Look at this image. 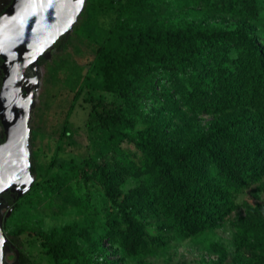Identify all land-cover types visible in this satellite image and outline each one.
<instances>
[{
	"label": "trees",
	"instance_id": "trees-1",
	"mask_svg": "<svg viewBox=\"0 0 264 264\" xmlns=\"http://www.w3.org/2000/svg\"><path fill=\"white\" fill-rule=\"evenodd\" d=\"M196 1L250 21L264 17V0ZM164 2L125 0L113 29L97 48L94 63L101 88L121 102L97 112L107 131L102 153H111L113 163L84 160L93 173L84 169L80 177L85 183L94 178L102 185L111 209L106 236L131 256L144 255L164 242L161 235L145 231L144 215H161L184 236L202 232L215 227L233 209L235 192L260 180L264 173V27L220 29L185 23L164 28L156 21L144 26L128 24L127 15L156 12ZM162 73L169 83L159 84L158 90L155 84ZM146 95L160 102L157 111L144 109ZM175 98L193 114H231L179 142V131H167L156 115L171 109ZM125 141L143 152L141 164L120 149ZM55 164L68 167L67 162L56 160L50 166ZM31 172H36L32 162ZM127 176L139 182L122 191L120 180ZM235 225L242 242L252 239L247 244V263L264 264V205L248 207ZM39 235L57 263L82 254L68 235L54 238L55 230ZM12 241L17 245L18 235ZM213 249L221 260L225 258L223 247L214 244ZM18 260L33 264L22 251Z\"/></svg>",
	"mask_w": 264,
	"mask_h": 264
},
{
	"label": "rangeland",
	"instance_id": "rangeland-1",
	"mask_svg": "<svg viewBox=\"0 0 264 264\" xmlns=\"http://www.w3.org/2000/svg\"><path fill=\"white\" fill-rule=\"evenodd\" d=\"M124 1L86 0L71 33L43 63L30 119L34 136L30 140V156L36 172L31 189L10 207L3 231L5 235H18L16 248L33 264H248L247 244L252 239L249 237L247 244L242 242L235 223L246 214L248 207L257 203L264 205V173L260 180L249 182L233 194V209L215 227L184 236L161 215H144L145 231L149 235H161L164 242L140 256L127 255L106 236V218L111 209L103 187L94 178L85 183L80 175L84 169L93 173L91 165H86L84 160L113 163L111 153H102L107 131L97 112L120 103L121 98L101 88L94 63L97 48L113 29ZM126 20L130 26L156 21L164 28L185 23L220 29L264 27V17L250 21L196 0H165L162 9L127 15ZM158 78L155 84L158 90L159 84L168 85L167 74H159ZM94 104H97L96 111ZM159 106L160 102L148 95L143 97L145 110L155 112ZM230 114L203 111L193 114L176 98L171 109L163 114L156 112L167 131H179L176 138L179 142L181 137L218 125ZM120 149L137 164L142 163L143 152L134 143L122 142ZM53 160L65 161L68 167L50 166ZM138 182L136 177L127 176L120 180L119 189L127 191ZM19 228H23L20 233ZM53 230L54 238L68 235L82 254L57 263L39 235ZM214 244L223 247L224 259L213 249ZM5 258L8 262L14 261V251L8 252Z\"/></svg>",
	"mask_w": 264,
	"mask_h": 264
},
{
	"label": "water",
	"instance_id": "water-1",
	"mask_svg": "<svg viewBox=\"0 0 264 264\" xmlns=\"http://www.w3.org/2000/svg\"><path fill=\"white\" fill-rule=\"evenodd\" d=\"M32 1L28 8L35 10V14L26 17L18 15L16 20L11 21L4 18L1 22L6 27L1 45L5 50L3 57L10 81L0 96V113L6 133L0 143V195L10 190L15 192L17 199L31 189L34 180L31 172L30 119L39 87L41 66L37 64V58L44 52L45 60L51 58L53 44L60 36L71 33L85 3V0ZM23 3L24 0H15L13 9L17 12L24 10ZM28 65L33 68V75L24 78L29 86L23 94L18 81ZM9 214L10 209L6 216ZM2 223L3 216L0 214V264H20L19 251L10 242L12 235H5ZM10 251H14L15 255L12 262L5 260Z\"/></svg>",
	"mask_w": 264,
	"mask_h": 264
},
{
	"label": "flooded vegetation",
	"instance_id": "flooded-vegetation-1",
	"mask_svg": "<svg viewBox=\"0 0 264 264\" xmlns=\"http://www.w3.org/2000/svg\"><path fill=\"white\" fill-rule=\"evenodd\" d=\"M32 2H33L32 0H24V3H23V6L25 7L24 10L17 12V10L13 9L15 0H0V96H1L2 89L5 87L6 83L10 81L7 76L8 66H7L5 58L3 57L5 50L3 49V46L1 45V40L4 39V36L6 35L5 34L6 27L1 22L2 20H4V18L11 21V20H16L19 16L24 15L26 17L28 15L35 14V10L28 8V5L32 4ZM66 38H67L66 35H62L59 37V39L53 44V47L51 48L52 54L57 49H59L60 43L64 41ZM44 54L45 52L37 58V64L41 67L43 63L45 62ZM9 67L11 68V66ZM28 75L29 76L33 75V68L29 65L25 67L23 71V76L21 77V79L18 78V80L20 79L18 81L19 83L18 85H19L20 90L23 92V94H25L26 92L25 89L28 88L29 86V82L27 81V79L26 80L24 79ZM5 135H6L5 125L2 121V116L0 113V143L4 141ZM18 199L15 196V192H11L10 190H7L0 195V214L3 216L2 226L4 224L7 211L10 209L13 203H15ZM7 204L9 205V208H5V205ZM10 242L13 243L12 239L10 240Z\"/></svg>",
	"mask_w": 264,
	"mask_h": 264
}]
</instances>
